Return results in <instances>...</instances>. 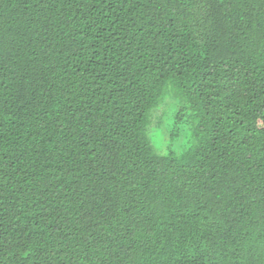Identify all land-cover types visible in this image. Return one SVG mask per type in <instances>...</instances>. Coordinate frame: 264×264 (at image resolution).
I'll return each mask as SVG.
<instances>
[{
  "label": "trees",
  "instance_id": "obj_1",
  "mask_svg": "<svg viewBox=\"0 0 264 264\" xmlns=\"http://www.w3.org/2000/svg\"><path fill=\"white\" fill-rule=\"evenodd\" d=\"M0 264H264V0H0Z\"/></svg>",
  "mask_w": 264,
  "mask_h": 264
},
{
  "label": "clouds",
  "instance_id": "obj_2",
  "mask_svg": "<svg viewBox=\"0 0 264 264\" xmlns=\"http://www.w3.org/2000/svg\"><path fill=\"white\" fill-rule=\"evenodd\" d=\"M182 103L185 104L186 108L188 107L187 102L180 96H176L174 98V103L171 105L170 115L166 125L169 130H171V126L173 123L171 116L174 115L177 107ZM195 123V113L187 112L184 121L178 125L180 129L179 136L169 141L165 139L164 134L160 130H156L154 135L151 137V146L153 147L155 152L167 156L168 152L166 148L168 145H171L173 152L179 159L185 152L193 148L197 143L196 139L193 137V129L195 127Z\"/></svg>",
  "mask_w": 264,
  "mask_h": 264
},
{
  "label": "rangeland",
  "instance_id": "obj_3",
  "mask_svg": "<svg viewBox=\"0 0 264 264\" xmlns=\"http://www.w3.org/2000/svg\"><path fill=\"white\" fill-rule=\"evenodd\" d=\"M176 96H180V95L177 92H174L171 88H169L168 90L165 91L158 107L152 112L151 126L149 128L150 140L156 130H160L164 134L165 139L169 141L173 140L174 138L180 135V129L178 125L184 121L187 112H191V111L185 107V104L182 103L181 105H179L174 115L171 116L173 123L171 126V130H169L166 125H167V121L170 115L171 105L174 103V98ZM195 129H196V123L193 129V133ZM191 149H189L188 151H190ZM166 150L168 154L173 153L174 156L176 157V154L173 152L171 145H168ZM187 152H185L179 159L176 157V159L181 160ZM159 155L164 156L162 154H159Z\"/></svg>",
  "mask_w": 264,
  "mask_h": 264
}]
</instances>
